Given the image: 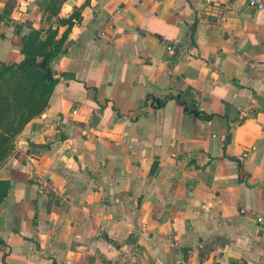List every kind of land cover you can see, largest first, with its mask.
<instances>
[{
	"label": "crops",
	"instance_id": "obj_1",
	"mask_svg": "<svg viewBox=\"0 0 264 264\" xmlns=\"http://www.w3.org/2000/svg\"><path fill=\"white\" fill-rule=\"evenodd\" d=\"M31 30L64 42L0 167V264H264V9L0 0V62Z\"/></svg>",
	"mask_w": 264,
	"mask_h": 264
},
{
	"label": "trees",
	"instance_id": "obj_2",
	"mask_svg": "<svg viewBox=\"0 0 264 264\" xmlns=\"http://www.w3.org/2000/svg\"><path fill=\"white\" fill-rule=\"evenodd\" d=\"M56 1L54 2V6ZM52 30L46 40L40 32L31 30L22 37V52L26 59L20 63L0 62V167L13 152V141L29 121L40 115L55 90L57 79L48 81L37 71L34 62L50 66L63 49L64 39H56ZM9 183L0 184V203L8 193Z\"/></svg>",
	"mask_w": 264,
	"mask_h": 264
},
{
	"label": "water",
	"instance_id": "obj_3",
	"mask_svg": "<svg viewBox=\"0 0 264 264\" xmlns=\"http://www.w3.org/2000/svg\"><path fill=\"white\" fill-rule=\"evenodd\" d=\"M34 65L37 69V71L41 72L48 81L54 80V72L51 66H46L45 62L42 61L40 63L34 62ZM197 114V112H196Z\"/></svg>",
	"mask_w": 264,
	"mask_h": 264
},
{
	"label": "built area",
	"instance_id": "obj_4",
	"mask_svg": "<svg viewBox=\"0 0 264 264\" xmlns=\"http://www.w3.org/2000/svg\"><path fill=\"white\" fill-rule=\"evenodd\" d=\"M248 5L257 9L262 10L264 9V0H246ZM257 222L259 225L264 226V215H258Z\"/></svg>",
	"mask_w": 264,
	"mask_h": 264
}]
</instances>
